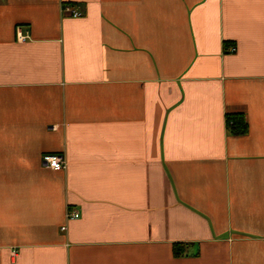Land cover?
I'll use <instances>...</instances> for the list:
<instances>
[{
    "label": "crops",
    "instance_id": "0c3cea01",
    "mask_svg": "<svg viewBox=\"0 0 264 264\" xmlns=\"http://www.w3.org/2000/svg\"><path fill=\"white\" fill-rule=\"evenodd\" d=\"M0 264H264V0H0Z\"/></svg>",
    "mask_w": 264,
    "mask_h": 264
},
{
    "label": "built area",
    "instance_id": "2783aa9c",
    "mask_svg": "<svg viewBox=\"0 0 264 264\" xmlns=\"http://www.w3.org/2000/svg\"><path fill=\"white\" fill-rule=\"evenodd\" d=\"M63 11L72 18H80L84 15L82 10L78 6L68 5L63 8ZM17 39L19 42H26L28 40V36L25 35L20 28H18ZM230 51L234 52L235 48L232 47ZM41 163L44 168L55 171H63L67 168V160L63 154H45L42 156ZM80 217L81 214L78 211H73L67 214L68 220L78 219ZM62 230H66V227L64 226Z\"/></svg>",
    "mask_w": 264,
    "mask_h": 264
},
{
    "label": "trees",
    "instance_id": "16d2710c",
    "mask_svg": "<svg viewBox=\"0 0 264 264\" xmlns=\"http://www.w3.org/2000/svg\"><path fill=\"white\" fill-rule=\"evenodd\" d=\"M227 123L229 130L234 134H245L248 130V124L243 114H229L227 116ZM185 249V245L176 244L174 248L175 255H183Z\"/></svg>",
    "mask_w": 264,
    "mask_h": 264
}]
</instances>
